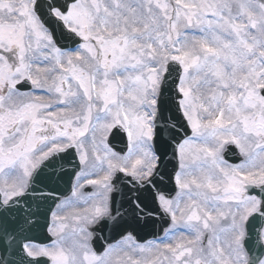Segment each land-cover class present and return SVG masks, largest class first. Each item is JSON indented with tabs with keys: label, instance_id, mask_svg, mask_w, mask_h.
<instances>
[{
	"label": "snow or ice",
	"instance_id": "6c2138e0",
	"mask_svg": "<svg viewBox=\"0 0 264 264\" xmlns=\"http://www.w3.org/2000/svg\"><path fill=\"white\" fill-rule=\"evenodd\" d=\"M41 258L264 264V0H0V264Z\"/></svg>",
	"mask_w": 264,
	"mask_h": 264
},
{
	"label": "water",
	"instance_id": "95a60500",
	"mask_svg": "<svg viewBox=\"0 0 264 264\" xmlns=\"http://www.w3.org/2000/svg\"><path fill=\"white\" fill-rule=\"evenodd\" d=\"M113 143L115 145L120 144L121 146H123V144L120 143V137L119 136H117V138L115 140H113ZM233 157H234V155H229L227 158L231 159ZM235 162H237V161H235ZM33 236H34L35 241L39 242V243H44V242H47L48 239H49V241L52 239L50 237V234L47 233L46 230H37L35 233H33ZM142 236H143V233H141V237Z\"/></svg>",
	"mask_w": 264,
	"mask_h": 264
},
{
	"label": "flooded vegetation",
	"instance_id": "af4514ba",
	"mask_svg": "<svg viewBox=\"0 0 264 264\" xmlns=\"http://www.w3.org/2000/svg\"><path fill=\"white\" fill-rule=\"evenodd\" d=\"M49 244V243H48Z\"/></svg>",
	"mask_w": 264,
	"mask_h": 264
}]
</instances>
